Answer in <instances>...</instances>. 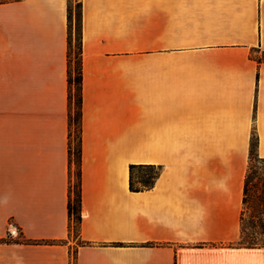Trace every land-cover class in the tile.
<instances>
[{"label":"crops","instance_id":"1","mask_svg":"<svg viewBox=\"0 0 264 264\" xmlns=\"http://www.w3.org/2000/svg\"><path fill=\"white\" fill-rule=\"evenodd\" d=\"M82 2L76 235L69 0H0V264H264L238 243L254 134L264 158V0ZM140 163L159 173L133 191Z\"/></svg>","mask_w":264,"mask_h":264},{"label":"trees","instance_id":"2","mask_svg":"<svg viewBox=\"0 0 264 264\" xmlns=\"http://www.w3.org/2000/svg\"><path fill=\"white\" fill-rule=\"evenodd\" d=\"M78 11L76 12V33L75 44L73 40V22L74 13L72 9L71 0L68 6V82H69V160H70V187L68 199V212L70 218V230L79 231L82 221V159H83V2L77 3ZM74 129V131H73ZM258 137L254 134L251 138L250 147V164L246 176L245 198L244 205L248 202L247 196L249 191L251 161L259 157L257 153ZM76 165L75 175L77 181L73 179L72 165ZM152 169L155 170L153 175L145 180L139 181L141 186L135 185L134 174L138 169ZM159 170L147 164H131L130 165V187L133 191H141L152 185L154 179L158 176ZM258 224L261 233V238H257L253 233H247L244 226V208L242 211V233L239 240V245L246 247H264V211L260 209V214L253 217ZM255 227V225H253ZM29 241V240H28ZM44 242H52L46 240Z\"/></svg>","mask_w":264,"mask_h":264},{"label":"rangeland","instance_id":"3","mask_svg":"<svg viewBox=\"0 0 264 264\" xmlns=\"http://www.w3.org/2000/svg\"><path fill=\"white\" fill-rule=\"evenodd\" d=\"M80 0H71L72 4V11L74 13V22H73V40L75 44V29H76V12L78 11L77 3ZM138 46L143 48L145 46V42L143 40H138ZM142 58H138V61H141ZM139 65V63H138ZM74 131V129H73ZM143 164V163H140ZM251 172H250V182H249V191L247 200L248 202L244 205V226L247 233H253L255 237L261 238V233L258 232L259 226L256 223H253L252 219L256 221L253 217L260 214V209L264 211V158L256 157L251 161ZM72 172L73 179L77 181V177L75 175L76 165H72ZM155 170L152 169H138L135 171L134 178H135V185L137 187L141 186V183L139 181L145 180L146 178H149ZM255 225V227L253 226ZM75 234H78V231H74Z\"/></svg>","mask_w":264,"mask_h":264},{"label":"built area","instance_id":"4","mask_svg":"<svg viewBox=\"0 0 264 264\" xmlns=\"http://www.w3.org/2000/svg\"><path fill=\"white\" fill-rule=\"evenodd\" d=\"M14 234L17 235V229L15 228Z\"/></svg>","mask_w":264,"mask_h":264}]
</instances>
